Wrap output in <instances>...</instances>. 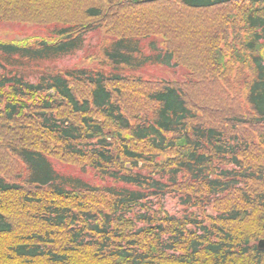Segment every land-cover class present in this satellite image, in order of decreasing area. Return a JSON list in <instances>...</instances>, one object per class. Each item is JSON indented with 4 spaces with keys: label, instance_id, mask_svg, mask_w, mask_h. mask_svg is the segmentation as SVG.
Listing matches in <instances>:
<instances>
[{
    "label": "trees",
    "instance_id": "obj_1",
    "mask_svg": "<svg viewBox=\"0 0 264 264\" xmlns=\"http://www.w3.org/2000/svg\"><path fill=\"white\" fill-rule=\"evenodd\" d=\"M0 23L41 31L0 40V264H264V0H0ZM89 35L96 67H50Z\"/></svg>",
    "mask_w": 264,
    "mask_h": 264
},
{
    "label": "rangeland",
    "instance_id": "obj_2",
    "mask_svg": "<svg viewBox=\"0 0 264 264\" xmlns=\"http://www.w3.org/2000/svg\"><path fill=\"white\" fill-rule=\"evenodd\" d=\"M41 33V31L31 25H21V24H2L0 23V40L1 41H11V40H21L23 38H27L28 36H33L35 34ZM38 35V34H37ZM87 42L85 44V49L74 56L68 57L61 59L53 64L50 65V67H54L56 69L65 71L73 68H81V67H86V66H95V61L88 60L87 59V54L85 53L86 50L97 44L99 41V38L96 35H89L87 36ZM173 74L174 72H182L180 69H171L169 70ZM149 72L152 74H155L156 72L154 69H151ZM169 202H166L167 208L166 211L174 214L177 211H180V208H177V201L175 200H170L168 199Z\"/></svg>",
    "mask_w": 264,
    "mask_h": 264
},
{
    "label": "water",
    "instance_id": "obj_3",
    "mask_svg": "<svg viewBox=\"0 0 264 264\" xmlns=\"http://www.w3.org/2000/svg\"><path fill=\"white\" fill-rule=\"evenodd\" d=\"M259 250H264V240L258 244Z\"/></svg>",
    "mask_w": 264,
    "mask_h": 264
}]
</instances>
